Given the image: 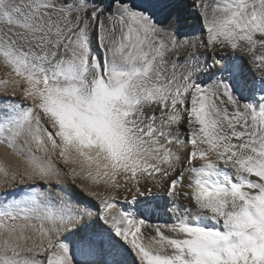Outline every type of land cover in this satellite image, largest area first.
<instances>
[{
    "label": "snow or ice",
    "instance_id": "snow-or-ice-1",
    "mask_svg": "<svg viewBox=\"0 0 264 264\" xmlns=\"http://www.w3.org/2000/svg\"><path fill=\"white\" fill-rule=\"evenodd\" d=\"M172 7L0 0V264H264V0Z\"/></svg>",
    "mask_w": 264,
    "mask_h": 264
},
{
    "label": "bare ground",
    "instance_id": "bare-ground-1",
    "mask_svg": "<svg viewBox=\"0 0 264 264\" xmlns=\"http://www.w3.org/2000/svg\"><path fill=\"white\" fill-rule=\"evenodd\" d=\"M171 2L174 4V7L170 9V11L174 14H176L179 18V23H180V30L183 32L188 33L193 39L199 37L201 34L199 32V26L193 27L195 24V21L189 14V10L187 9V5L190 3V0H171ZM195 33L193 36L192 34ZM198 52L203 53L199 57L200 61V66L203 67L205 64V57L207 56V53L203 52L202 48L198 49ZM207 63L210 65L211 60H208ZM10 71V69L4 64L2 60H0V78L3 77V74ZM245 71L247 72V67H245ZM250 75V73H249ZM211 76V72L208 70V68H204V71L200 73L199 79L203 81L209 80ZM3 90V87L0 86V91ZM17 95H19V91L17 90ZM26 103V102H25ZM184 137L181 136V139ZM5 156H7L9 159H14L20 163H23V158L22 157H13L12 155V150L6 146V144L0 143V159H4ZM5 177L2 172H0V202H3L4 200H10L13 197L19 198L21 195H23L25 186L22 184H15L13 185L11 181H9L8 185H5L4 183ZM7 188V193H3V189ZM43 190V189H41ZM101 192H104V189H98ZM53 203L56 208H63L66 206V200H62L61 197H64V193L60 192L59 189L53 188ZM124 196L128 197L129 203H126L124 199H121L120 201V206L127 208L131 210L133 207L130 204L131 201V195L128 193H123ZM67 207H71V205H67ZM93 212L96 211V209H92ZM150 216L149 219L153 223H167L169 222V217L168 215L163 211V202L161 201L159 206H157L155 203L153 204L152 208L149 209ZM23 222V221H21ZM34 222V221H33ZM144 231L151 232V229H144ZM154 234V233H153Z\"/></svg>",
    "mask_w": 264,
    "mask_h": 264
},
{
    "label": "rangeland",
    "instance_id": "rangeland-1",
    "mask_svg": "<svg viewBox=\"0 0 264 264\" xmlns=\"http://www.w3.org/2000/svg\"><path fill=\"white\" fill-rule=\"evenodd\" d=\"M3 61V60H2Z\"/></svg>",
    "mask_w": 264,
    "mask_h": 264
}]
</instances>
